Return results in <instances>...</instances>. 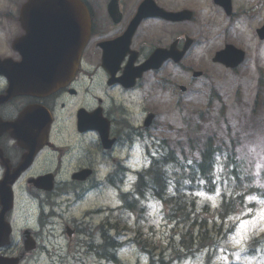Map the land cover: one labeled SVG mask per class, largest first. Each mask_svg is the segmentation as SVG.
I'll return each mask as SVG.
<instances>
[{"label":"rangeland","instance_id":"rangeland-1","mask_svg":"<svg viewBox=\"0 0 264 264\" xmlns=\"http://www.w3.org/2000/svg\"><path fill=\"white\" fill-rule=\"evenodd\" d=\"M0 37H4L1 32ZM224 42L223 40H215L211 45L221 48L224 46ZM242 44L248 49V58L246 63L237 70H227L223 66L214 64L212 57L215 52L211 53L210 50L205 52L203 56L192 54L186 61V63H191L196 70H202L206 73L202 78L194 79L191 73L183 69L180 70L176 66H165L163 70L158 72L157 79H169L170 84H172L171 92L169 94L163 92L158 83L156 98L150 100L148 104L135 105L132 114L134 122L138 123L145 115L143 110L150 109L157 113V127L154 132L152 130L153 136L157 141L167 140V142L172 143L183 133L186 125L194 127L198 123L192 113L197 110H207L212 99V87H215L218 95H215L214 98L220 95L225 104V109L222 111V103L214 101L205 115L206 121L202 124V132L204 134L215 133L218 139L224 140L225 152L227 146L230 148L234 146L240 161L243 162L248 171L253 173L254 185L264 188V181L261 177L264 168L263 104L259 103L260 107L253 113L255 101L264 102V86L260 89V74L258 72L259 68L264 72V43L257 45L255 42H242ZM180 85L187 87L186 93L180 91L178 88ZM123 99L124 97H122ZM138 106L140 107L136 109ZM232 140L234 144H232ZM140 145H142L141 142L137 147ZM186 152L189 150L187 149ZM132 165L141 169L149 165L147 155L143 150L134 153ZM219 170L220 172L216 175L217 180H221L224 176V165L220 164ZM226 190L229 191L228 187ZM224 191L225 185H221L217 181V186L212 192L202 190L198 195L200 203L207 202L211 205L207 206L206 209H202L203 205H200V215L222 224L223 230L228 232L226 241L217 244V252L213 254L211 261L207 259L205 252H199L194 257L187 256L175 264H264V243H258L251 249L249 247V243L254 237H260L264 241V197L251 196L247 201L248 207L244 211L221 220L216 208ZM115 196L111 193L109 195L104 194L102 200L107 198L109 203L116 206ZM97 197V194H94V198ZM91 204H94L93 199L76 208L75 211L84 210ZM144 214L145 218L141 220L142 232L145 238L150 237L160 247L158 252L161 251V247L167 246L172 241V236L180 237L181 233L177 232L185 231L178 228L177 224L166 220L165 206L155 199L150 200L148 211L144 212L142 216ZM231 227L232 230L229 231ZM76 242H78L77 238ZM78 247L79 245L74 244L72 256L76 254L75 260L84 259L86 264H107L92 259L87 261L88 255L86 253L80 255L81 258H79ZM80 252L84 253L86 250ZM140 253L139 249L121 250L119 254L123 259L122 264H149L148 258Z\"/></svg>","mask_w":264,"mask_h":264},{"label":"flooded vegetation","instance_id":"flooded-vegetation-1","mask_svg":"<svg viewBox=\"0 0 264 264\" xmlns=\"http://www.w3.org/2000/svg\"><path fill=\"white\" fill-rule=\"evenodd\" d=\"M87 5L92 17V35L88 46L84 51V65L90 64L94 79L102 78L101 89L104 93L105 102L102 104L104 115L112 122L111 137L116 140L111 151H106L99 139L97 133H81L78 129L77 115L80 109L94 111L99 105H93L91 93L93 87L97 85L82 83V73L78 75L76 81L69 87L64 88L59 93L48 98H17L0 106V117L5 120H15L18 115L27 107L35 104L44 105L54 116L56 127L54 136L50 144L44 147L39 155L34 159L32 167L21 175L17 186L23 187L25 191L36 198L41 205L49 201L52 196H47V200L42 199V192L36 190L29 184L30 178L46 174L53 171L59 174L60 170L71 173L84 170L93 171L100 157L114 156L118 146L122 142V135L115 132L114 123L121 124L120 117L123 116V106L116 95L123 97L125 94L132 93L137 89H124L119 84L109 85L110 77L104 67H102L104 55H110L121 59L117 68V78L129 61L134 58V67L144 63L148 57L158 48L169 49L174 41H183L188 34V26L191 22L188 20L172 22L170 19L158 16L157 9H162L168 13L180 12L186 9L194 10V19H198V9L205 1L212 4L220 15L224 17L227 24L231 23L232 16H229L225 7L222 5L224 0H83ZM227 1V0H225ZM232 7L233 20H242L261 22L264 20V1L263 0H229ZM8 5L11 11L8 13ZM24 2H13L8 4V0H0V28L5 26L8 30V18L10 23L9 44L0 41V49L5 52L2 58H19V54L12 44L16 38L24 35L20 22V12ZM141 15L139 23L135 30H132V22ZM2 29V28H1ZM5 49V50H2ZM84 66H82L83 69ZM81 69V70H82ZM85 75V73H83ZM140 80H138L139 82ZM139 85V84H138ZM8 86L4 83L0 89L3 94ZM74 92V95L71 93ZM85 91V92H84ZM97 102L99 99H96ZM0 147L3 149L4 156L8 158L12 167L18 166L26 150L16 145V142L8 135L0 139ZM3 167L0 160V171ZM2 176H0V179ZM79 182V181H77ZM76 184V183H75ZM20 187V188H21ZM18 206V205H17ZM30 209L31 205L28 204ZM8 220V216H7ZM23 220L37 230L35 223H29L28 218ZM39 226V224H38ZM1 228V226H0ZM13 248L6 246L1 253L8 258V251Z\"/></svg>","mask_w":264,"mask_h":264},{"label":"trees","instance_id":"trees-1","mask_svg":"<svg viewBox=\"0 0 264 264\" xmlns=\"http://www.w3.org/2000/svg\"><path fill=\"white\" fill-rule=\"evenodd\" d=\"M221 156H224L229 169L227 180L233 181L236 188L239 187L232 197L222 202L220 216L224 219L237 213L244 206L246 195L253 193L264 197L262 188H252L250 191L244 189L245 183L251 179V176L239 160L235 148L224 153L222 145L213 146L210 142L202 152L201 161L190 158L185 163L176 156L174 151H170L163 160L157 161L151 169L141 175L139 193L142 196L150 193L153 197L164 201L169 207L167 218L187 226L180 243L173 246L175 250L173 259L190 253V249L194 246L198 248L217 246L220 238L226 234L222 224L211 222L200 215V204L197 203L196 196H193L197 190H211L210 187L213 186L215 179V165ZM169 186L174 188L172 195L168 193ZM206 208V205L202 206V209ZM251 243L253 247L258 243L263 244L264 241L257 238ZM151 247L147 241H144V250L150 254L152 264H169L164 256L161 260L155 261ZM183 249H186L184 253Z\"/></svg>","mask_w":264,"mask_h":264},{"label":"water","instance_id":"water-1","mask_svg":"<svg viewBox=\"0 0 264 264\" xmlns=\"http://www.w3.org/2000/svg\"><path fill=\"white\" fill-rule=\"evenodd\" d=\"M61 2L75 3L73 0H61ZM81 39L83 38L80 36L70 34L67 39L59 40L60 47H58L57 53L49 59L50 62L41 61L40 57L37 56L27 57L17 64L19 67H25L24 72L21 70L13 71L8 75L13 77V82L16 81L23 84L32 82L40 85L39 88L58 85V81L61 83L74 75L79 58V51L75 52L74 48L79 49L83 45V40ZM78 40L80 43H77ZM74 54L77 55V58L74 57ZM243 58L244 54L241 52H226L221 54L216 60L226 63L227 66L236 67ZM8 66H10V63H8ZM52 67L56 68L54 69L55 71H53ZM156 67L158 66L156 65ZM45 68L50 69V71L45 70ZM195 75L198 76L200 74ZM148 123H150V120Z\"/></svg>","mask_w":264,"mask_h":264},{"label":"snow or ice","instance_id":"snow-or-ice-1","mask_svg":"<svg viewBox=\"0 0 264 264\" xmlns=\"http://www.w3.org/2000/svg\"><path fill=\"white\" fill-rule=\"evenodd\" d=\"M237 243H239V241H237Z\"/></svg>","mask_w":264,"mask_h":264}]
</instances>
